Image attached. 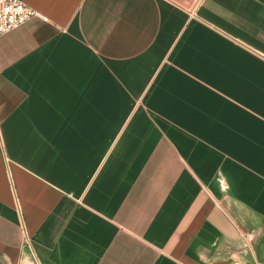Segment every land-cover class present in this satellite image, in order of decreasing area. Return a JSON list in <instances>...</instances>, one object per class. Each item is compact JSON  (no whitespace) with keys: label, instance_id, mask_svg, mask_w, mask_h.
I'll return each mask as SVG.
<instances>
[{"label":"crops","instance_id":"obj_1","mask_svg":"<svg viewBox=\"0 0 264 264\" xmlns=\"http://www.w3.org/2000/svg\"><path fill=\"white\" fill-rule=\"evenodd\" d=\"M20 1L0 264H264V0Z\"/></svg>","mask_w":264,"mask_h":264},{"label":"built area","instance_id":"obj_2","mask_svg":"<svg viewBox=\"0 0 264 264\" xmlns=\"http://www.w3.org/2000/svg\"><path fill=\"white\" fill-rule=\"evenodd\" d=\"M37 14L20 0H0V36L18 28Z\"/></svg>","mask_w":264,"mask_h":264}]
</instances>
